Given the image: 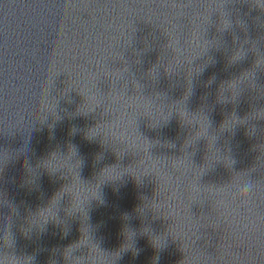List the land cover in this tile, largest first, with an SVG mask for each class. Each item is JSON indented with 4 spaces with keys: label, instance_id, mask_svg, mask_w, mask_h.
<instances>
[{
    "label": "clouds",
    "instance_id": "9594fccd",
    "mask_svg": "<svg viewBox=\"0 0 264 264\" xmlns=\"http://www.w3.org/2000/svg\"><path fill=\"white\" fill-rule=\"evenodd\" d=\"M260 2L264 3V0H260ZM254 187L255 185L252 182L245 180L240 186L239 191L240 193L248 194ZM0 264H13V261L10 257L0 255Z\"/></svg>",
    "mask_w": 264,
    "mask_h": 264
}]
</instances>
